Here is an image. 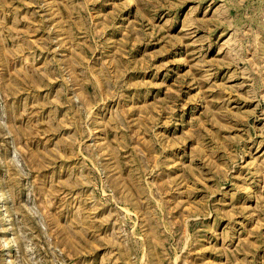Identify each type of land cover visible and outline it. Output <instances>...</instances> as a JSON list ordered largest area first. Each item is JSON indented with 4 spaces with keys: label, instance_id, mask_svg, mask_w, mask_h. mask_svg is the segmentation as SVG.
<instances>
[{
    "label": "rangeland",
    "instance_id": "obj_1",
    "mask_svg": "<svg viewBox=\"0 0 264 264\" xmlns=\"http://www.w3.org/2000/svg\"><path fill=\"white\" fill-rule=\"evenodd\" d=\"M0 264H264V0H0Z\"/></svg>",
    "mask_w": 264,
    "mask_h": 264
},
{
    "label": "bare ground",
    "instance_id": "obj_2",
    "mask_svg": "<svg viewBox=\"0 0 264 264\" xmlns=\"http://www.w3.org/2000/svg\"><path fill=\"white\" fill-rule=\"evenodd\" d=\"M128 2H129V3H132V2H134V0H128Z\"/></svg>",
    "mask_w": 264,
    "mask_h": 264
}]
</instances>
